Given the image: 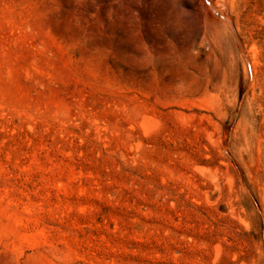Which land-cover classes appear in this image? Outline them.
Listing matches in <instances>:
<instances>
[{
	"label": "rangeland",
	"instance_id": "374dc122",
	"mask_svg": "<svg viewBox=\"0 0 264 264\" xmlns=\"http://www.w3.org/2000/svg\"><path fill=\"white\" fill-rule=\"evenodd\" d=\"M216 1L0 0V264H264V0Z\"/></svg>",
	"mask_w": 264,
	"mask_h": 264
},
{
	"label": "bare ground",
	"instance_id": "6f19581e",
	"mask_svg": "<svg viewBox=\"0 0 264 264\" xmlns=\"http://www.w3.org/2000/svg\"><path fill=\"white\" fill-rule=\"evenodd\" d=\"M216 2H219V0L218 1H216ZM217 4V3H216ZM214 5V4H213ZM218 6V5H217ZM216 6V7H217ZM209 9L211 8V7H208ZM213 8V7H212ZM215 8V7H214ZM220 8L222 9V11H223V13H222V18L224 19V20H226V21H230V19H229V17H228V15H227V13H226V5H225V3H221L220 4ZM211 12V11H210ZM248 63H249V65H251V63H250V61L248 60Z\"/></svg>",
	"mask_w": 264,
	"mask_h": 264
}]
</instances>
